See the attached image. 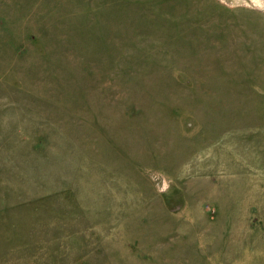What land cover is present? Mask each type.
<instances>
[{"label":"rangeland","instance_id":"374dc122","mask_svg":"<svg viewBox=\"0 0 264 264\" xmlns=\"http://www.w3.org/2000/svg\"><path fill=\"white\" fill-rule=\"evenodd\" d=\"M256 252L264 0H0V264Z\"/></svg>","mask_w":264,"mask_h":264},{"label":"bare ground","instance_id":"6f19581e","mask_svg":"<svg viewBox=\"0 0 264 264\" xmlns=\"http://www.w3.org/2000/svg\"><path fill=\"white\" fill-rule=\"evenodd\" d=\"M249 257V258H246ZM245 258L236 261L234 264H251L252 262L250 261L251 259L253 260L254 258H263V254L261 252H256L254 254H250L246 256Z\"/></svg>","mask_w":264,"mask_h":264}]
</instances>
